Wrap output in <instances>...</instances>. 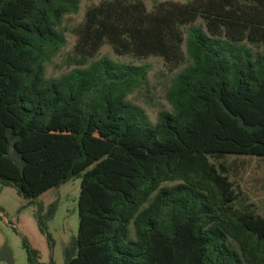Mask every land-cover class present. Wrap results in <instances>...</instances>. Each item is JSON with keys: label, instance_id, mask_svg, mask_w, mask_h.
Listing matches in <instances>:
<instances>
[{"label": "trees", "instance_id": "obj_1", "mask_svg": "<svg viewBox=\"0 0 264 264\" xmlns=\"http://www.w3.org/2000/svg\"><path fill=\"white\" fill-rule=\"evenodd\" d=\"M80 9L81 0H0V182L37 206L51 242L60 203L39 199L81 179L66 264H264V216L253 203L238 208L229 169L211 161L264 158V0L153 11L104 1L75 30L77 67L47 78L68 43L64 18ZM106 45L184 67L167 93L171 112L153 123L129 101L149 85L148 66L98 58ZM23 247L41 264L27 238ZM0 262L15 264L8 246Z\"/></svg>", "mask_w": 264, "mask_h": 264}, {"label": "rangeland", "instance_id": "obj_2", "mask_svg": "<svg viewBox=\"0 0 264 264\" xmlns=\"http://www.w3.org/2000/svg\"><path fill=\"white\" fill-rule=\"evenodd\" d=\"M104 1L109 0H81L80 12L64 18L63 27L67 30L68 43L53 62L47 65V78H58L77 67L71 60L78 39L75 30L84 23L87 11ZM141 1L147 5L150 11H153L162 2L187 3L191 0ZM103 56L137 66H148L149 85L137 90L129 97V101L144 108L153 123L157 122L160 112L172 111V107L167 101V93L172 86L173 79L184 67L174 69L160 57L143 60L133 56L120 57L109 45L101 50L98 58ZM211 161L217 166L223 165L229 169L231 179L242 195L238 202V208L253 203L258 212L264 216V158L226 155L223 158L211 157ZM80 194L81 179L76 178L59 189L50 190L40 197L39 201L46 207L56 201L60 203L56 218L48 225V233L52 238L50 242L40 230L37 206L28 205V201L19 195L16 188L0 182V250L4 246H8L13 253L15 264H29L28 254L23 247V239L27 238L32 247L41 252V264H52L53 262L66 264L65 250L79 233ZM131 233L134 236L132 228ZM0 264L8 263L0 262Z\"/></svg>", "mask_w": 264, "mask_h": 264}]
</instances>
